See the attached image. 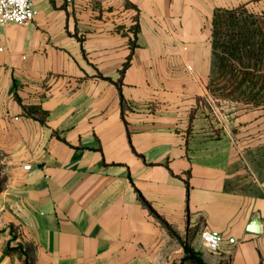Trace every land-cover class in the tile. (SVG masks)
<instances>
[{"label":"crops","instance_id":"crops-1","mask_svg":"<svg viewBox=\"0 0 264 264\" xmlns=\"http://www.w3.org/2000/svg\"><path fill=\"white\" fill-rule=\"evenodd\" d=\"M239 4L34 0L0 24V264H264V108L207 88L213 10Z\"/></svg>","mask_w":264,"mask_h":264},{"label":"trees","instance_id":"trees-1","mask_svg":"<svg viewBox=\"0 0 264 264\" xmlns=\"http://www.w3.org/2000/svg\"><path fill=\"white\" fill-rule=\"evenodd\" d=\"M211 25L209 92L218 99L264 108V11L254 12L244 4L216 7ZM183 248L196 263L206 264L187 243Z\"/></svg>","mask_w":264,"mask_h":264},{"label":"built area","instance_id":"built-area-1","mask_svg":"<svg viewBox=\"0 0 264 264\" xmlns=\"http://www.w3.org/2000/svg\"><path fill=\"white\" fill-rule=\"evenodd\" d=\"M35 14L34 0H0V24H28L33 21ZM24 167L29 168V165ZM200 239L203 247L211 252H218L225 244L235 242L233 237L225 238L218 230L209 228L200 231Z\"/></svg>","mask_w":264,"mask_h":264},{"label":"rangeland","instance_id":"rangeland-1","mask_svg":"<svg viewBox=\"0 0 264 264\" xmlns=\"http://www.w3.org/2000/svg\"><path fill=\"white\" fill-rule=\"evenodd\" d=\"M247 6L254 12H260L264 9V0H247ZM1 178V173H0ZM193 234V230H189L188 236ZM187 236V237H188Z\"/></svg>","mask_w":264,"mask_h":264},{"label":"water","instance_id":"water-1","mask_svg":"<svg viewBox=\"0 0 264 264\" xmlns=\"http://www.w3.org/2000/svg\"><path fill=\"white\" fill-rule=\"evenodd\" d=\"M259 224H260L259 216L257 214H255L250 220V225H249L248 230L258 232L259 231Z\"/></svg>","mask_w":264,"mask_h":264}]
</instances>
